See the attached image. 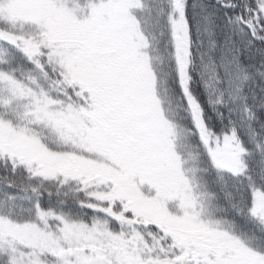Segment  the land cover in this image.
Returning <instances> with one entry per match:
<instances>
[{
	"label": "snow or ice",
	"instance_id": "snow-or-ice-1",
	"mask_svg": "<svg viewBox=\"0 0 264 264\" xmlns=\"http://www.w3.org/2000/svg\"><path fill=\"white\" fill-rule=\"evenodd\" d=\"M0 264H264V0H0Z\"/></svg>",
	"mask_w": 264,
	"mask_h": 264
}]
</instances>
